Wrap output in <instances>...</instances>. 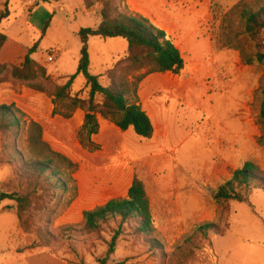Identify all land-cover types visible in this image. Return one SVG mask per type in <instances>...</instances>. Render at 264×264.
Returning a JSON list of instances; mask_svg holds the SVG:
<instances>
[{"label":"rangeland","instance_id":"obj_1","mask_svg":"<svg viewBox=\"0 0 264 264\" xmlns=\"http://www.w3.org/2000/svg\"><path fill=\"white\" fill-rule=\"evenodd\" d=\"M6 1L0 0V12ZM239 1L127 0L132 11L167 31L186 65L180 75L155 73L140 85L143 98L158 96L170 106L168 114L158 111L170 126L165 143L160 135L159 147L148 145L131 129L125 140L115 139L107 150L102 148L108 155L97 160L105 177L124 167L144 182L163 243V250L153 249L126 225L107 264H264V190L252 188L245 200L220 206L213 198L246 161L254 160L264 172L257 96L264 66H246L237 51H218L213 42L219 21L212 19L211 9L220 16ZM101 8L98 3L87 10L84 0H9L10 17L0 26L8 37L2 54L10 57L8 69L0 74V105L14 103L28 118L38 116L45 140L55 150L64 148L77 162L80 146L73 140L75 132L67 119L53 115L50 93L76 73L82 48L79 31L100 24ZM37 41L32 57L48 77L34 81L13 77L12 66H21ZM89 47L90 72L108 85L107 73L127 57L128 43L93 36ZM84 87L85 78L79 75L72 93ZM65 179L71 189L78 185L75 174L76 182ZM50 181L32 168L27 133L16 136L0 130V191L19 192L31 202L20 214L13 200L0 205V264H100L98 260L107 255L118 224L99 234L65 233L60 218L73 191L65 192ZM204 221L216 222L223 234L211 231L209 237L187 243V235Z\"/></svg>","mask_w":264,"mask_h":264},{"label":"trees","instance_id":"obj_2","mask_svg":"<svg viewBox=\"0 0 264 264\" xmlns=\"http://www.w3.org/2000/svg\"><path fill=\"white\" fill-rule=\"evenodd\" d=\"M214 2L215 0H211L212 4ZM98 3L102 5L98 12L100 24L95 28H82L79 31L82 48L76 73L70 76L64 85L56 86L50 93L55 106L54 115L70 119L78 109L85 112L84 123L77 136L80 144L91 152L100 150V145L93 140L100 132L98 116L111 121L123 131L133 128L141 138H152L155 128L151 117L142 107L138 94L140 84L150 74L180 75L186 65L181 49L169 38L166 30L156 25L149 17L132 11L127 0H84V7L90 10ZM8 5L9 0L5 3V10L0 12V26L10 17ZM211 14L214 21H219V33L213 37L216 50L231 49L239 53L244 65L264 66V0H240L220 16L213 7ZM51 20L52 17L46 22L42 37L46 35ZM93 36L123 38L128 43L127 57L107 73L108 85L100 81L101 76L90 72L89 39ZM7 40L6 34L0 30V52ZM38 45L39 41L28 50L21 66H12L13 77L25 81L48 77L47 70L32 57ZM7 69V64L0 63V74ZM79 75L84 76L85 87L73 94L72 87ZM36 88L39 91L44 90L40 86ZM257 96L260 102L259 120L264 131V74L259 82ZM60 106L62 110L59 109ZM0 130L15 133L16 136L22 132L27 133L33 170L39 177H48L54 186L63 191L72 190L73 196L68 204L70 206L78 195V186L75 184L71 189L65 177L76 182L74 174L78 170V164L54 150L44 138L43 126L28 118L14 103L0 105ZM258 143L264 145L263 136L259 138ZM252 188L264 190V172L254 160H248L243 167L233 172L229 180L218 187L213 198L219 206L228 201H243ZM6 200L17 203L19 214L31 206L27 195L1 190L0 205ZM112 223H117L118 227L109 242L107 255L98 260L100 264H107L115 253L116 244L126 225L132 234L143 238L151 248L163 250L161 233L155 224L150 197L144 182L138 177H134L126 197L112 198L103 205L85 211L82 222L66 224L62 231L80 232L85 235L99 234ZM211 231L223 234L216 222L204 221L196 226L192 234L187 235L186 242L192 243L198 236L209 237Z\"/></svg>","mask_w":264,"mask_h":264},{"label":"crops","instance_id":"obj_3","mask_svg":"<svg viewBox=\"0 0 264 264\" xmlns=\"http://www.w3.org/2000/svg\"><path fill=\"white\" fill-rule=\"evenodd\" d=\"M168 36L169 38H171L169 34ZM9 59L10 57L8 55H3L2 50H1L0 63L6 64L7 60ZM147 77L142 81L140 85L144 84V81L147 79ZM138 94H139L142 107L151 117L153 126L155 128V133L153 137L150 139H146V142H148L147 143L148 145L152 144L155 146L157 145L159 147L160 140H158V136L163 135L165 138L162 139V141L164 140L163 142L165 143V141L170 136V126H169V123L162 121L160 115H158V111L160 110L161 112H165L168 114V111L170 110V106L168 107L166 104H164V102H162L158 96H155L152 98H150L151 97L150 96V97H147L146 99L143 98L140 93V87H139ZM51 101H52V98H51ZM52 105H53V111H54L55 106L53 102H52ZM55 116H58V115H55ZM31 119L39 122L44 128V124L43 122H41L38 116H35V117L33 116V118ZM84 119H85V112L81 109L76 110L73 116L70 119H67L70 122L73 133L75 132L74 138L72 135H70V137L73 138V140H75L74 142L75 143L77 142V144L80 146V150L76 152V155L78 157V162L73 158V156H71V154H67L64 148L56 149V151L59 150L58 152L68 156L75 163L80 165V167L78 165L79 168L77 172L75 173V178L77 179V184H78L77 185L78 195L76 199L71 203L69 208L66 210V212L61 216L60 225L78 224L82 222L85 211H88L97 206L103 205L104 203H106L108 200L112 198L126 197L128 195V191L135 177L132 169H129L128 171L124 167L122 169H118V171L112 172L110 176L105 177L104 175H102V173H100L101 169L97 165L98 158H100L103 155H106V156L108 155V151H103V152L101 151L102 148L107 150L108 146H112V144L116 142L115 139L116 140L121 139V141L125 140L128 134H131V129L133 128H130L127 131H123L119 129L117 126H115V124L112 123L111 121L101 116H98L99 123H100V132L96 136L93 137V140L98 145H100V150L91 152L88 149H85L80 144L78 136H77L78 131L81 129L84 123ZM155 155L156 154H151L150 156L157 157ZM82 160H84L85 162L84 165H82V162H81ZM151 206H152V203H151ZM187 222L188 221H185V224H187ZM190 223H191V219L189 220V224Z\"/></svg>","mask_w":264,"mask_h":264}]
</instances>
